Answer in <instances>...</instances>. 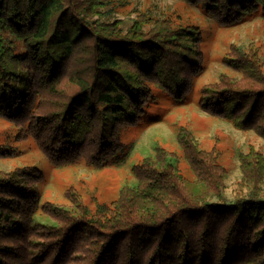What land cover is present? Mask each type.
Returning <instances> with one entry per match:
<instances>
[{"label": "trees", "instance_id": "1", "mask_svg": "<svg viewBox=\"0 0 264 264\" xmlns=\"http://www.w3.org/2000/svg\"><path fill=\"white\" fill-rule=\"evenodd\" d=\"M222 26L260 12L264 0H183ZM113 0H0V117L35 139L55 167L99 169L122 152V131L136 125L158 87L184 98L205 71L199 25L138 16L125 30ZM153 21V24H147ZM258 47L234 46L222 75L202 89L205 109L264 140V63ZM178 143L199 190L191 192L171 153L133 167L110 205L94 213L41 205V171L0 169V264H264V156L239 154L232 202L227 170L193 131ZM0 144V159L18 155ZM42 208L56 224L36 223Z\"/></svg>", "mask_w": 264, "mask_h": 264}, {"label": "rangeland", "instance_id": "2", "mask_svg": "<svg viewBox=\"0 0 264 264\" xmlns=\"http://www.w3.org/2000/svg\"><path fill=\"white\" fill-rule=\"evenodd\" d=\"M113 3L116 7L112 11L113 20L120 21L125 30L145 12L150 20L171 17L178 24L190 23L203 28L205 71L196 78L192 92L180 98L176 88L171 93L155 87V100L146 108L140 121L122 131V152L112 163L99 169L84 162L53 166L34 138H18V127L0 117V144L19 151L16 156L0 159V169L8 171L18 167H35L43 175L39 183L42 206L51 203L76 209L74 198L79 196L94 213L99 205H110L117 200L126 185H135L137 180L133 167L146 157H153L156 147H162L172 154L171 163L178 167L184 184L194 192L200 187L194 183V172L178 143L179 132L185 127L193 131L203 149L217 152L219 163L228 172L225 196L227 201L232 202L241 180L240 152L247 153L254 148L264 156V140L252 131L238 129L231 121L209 113L204 107L202 89L218 83L222 75L238 76L223 61L234 46L246 50L258 47L264 63V16L258 12L237 24L222 26L205 15L201 8L183 0H113ZM152 24L153 21H150L147 25ZM35 221L56 224L42 208Z\"/></svg>", "mask_w": 264, "mask_h": 264}]
</instances>
